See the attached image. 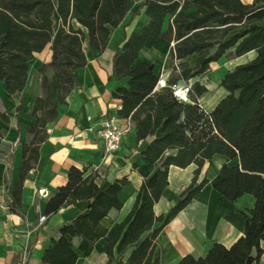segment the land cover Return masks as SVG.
I'll use <instances>...</instances> for the list:
<instances>
[{
	"label": "trees",
	"instance_id": "1",
	"mask_svg": "<svg viewBox=\"0 0 264 264\" xmlns=\"http://www.w3.org/2000/svg\"><path fill=\"white\" fill-rule=\"evenodd\" d=\"M150 18L140 32L124 40L115 55V75L128 77L129 87L115 94L123 100L119 115L131 117L137 139L156 135L144 158L159 164L156 173L143 183L131 212L113 229L101 224L112 207L120 208L117 198L121 185L112 184L100 190L94 183L86 185L84 171L72 168L69 181L52 196L46 214L86 196L92 198L90 210L60 229V238L44 253L49 264H75L77 254L66 238L78 235L108 242V264H161L157 236L162 229L207 184L198 182L207 160L215 154L231 159L236 165H224L222 179L215 189L235 202L245 194L255 198L252 208L236 211L246 218L245 234L230 247L215 242L205 256L187 254L178 264H262L264 254V0L246 4L242 0H144L133 14ZM130 10V0H0V81L10 94L24 90L28 80L29 61L36 52L51 44L52 60L38 71L44 95L37 99L33 114L37 118L29 132L33 141H42L47 122L58 115V105L77 86L76 70L88 62L85 45L103 52L113 28H117ZM167 21V28L164 24ZM170 43L173 71L165 86L159 87L160 73L155 62L137 61L138 53L153 47L159 39ZM252 50L254 59L235 66L221 80L227 95L211 112H206L199 98L207 87L195 80L188 99H179L174 87L180 81L189 83L204 74L212 62L224 55L241 56ZM196 56L195 63L188 58ZM53 69L52 75L47 71ZM0 118L9 120L0 111ZM33 144V143H32ZM26 145L19 181L12 191V211L20 213L21 191L26 173L38 160V147ZM176 154L164 157L166 150ZM196 164L190 185L179 194V202L166 213L156 216L154 205L166 192L169 167ZM7 185V177L5 179ZM158 224L157 226H155ZM132 248L124 261L122 255ZM116 253L119 254L116 257Z\"/></svg>",
	"mask_w": 264,
	"mask_h": 264
},
{
	"label": "crops",
	"instance_id": "2",
	"mask_svg": "<svg viewBox=\"0 0 264 264\" xmlns=\"http://www.w3.org/2000/svg\"><path fill=\"white\" fill-rule=\"evenodd\" d=\"M143 1L137 0L135 4L132 2L133 6H130L125 20L112 29L103 52H94L85 45L88 62L76 70L78 84L66 101L58 105L56 118L47 122L42 132L45 136L42 141H33L34 134L29 132V128L37 120L33 114L36 101L44 95L38 69L52 60L51 44L43 51L36 52L29 61L28 80L24 90L10 94L5 82L0 81V111L9 117V120L0 118V264H49L43 260V256L53 246L52 239L60 238L59 229L77 216L89 212L92 198L86 196L63 206L53 214H46L50 198L68 183L72 168L84 171L83 177L88 179L86 185L94 183L100 190L112 184L121 185L117 198L122 206L110 208L101 220V224L111 230L131 212L141 186L161 167V162L151 163L143 154L156 135L138 140L135 122L134 129L113 152L105 151L103 141L97 135V129L103 120L112 116L121 117L119 110L123 106V100L115 94L120 87H129V78L116 77L114 59L124 40L140 32L150 20L145 9L132 18ZM242 1L246 4L254 2ZM261 23H264V19ZM166 28L167 21L163 29ZM173 45L174 42L161 38L153 47L142 49L137 61L155 62L156 73H160L161 79L166 81L174 65L178 63L172 58ZM256 55V51L252 50L241 56L224 55L211 63L209 71L212 81L218 83L219 88L215 93L205 84L207 91L199 101L206 112L213 111L227 95V90L221 86L225 74L235 66L254 59ZM195 60V54L188 58L191 65ZM194 81L195 79L189 83L180 81L176 86H190ZM26 145L38 147V160L26 173L21 204L19 207L14 204L20 212L16 213L12 211L10 203L14 202L12 191L19 181ZM176 153L177 149L171 148L166 150L164 157ZM238 163L237 158L231 159L222 154H215L205 162L198 182L205 178L208 182L200 195L182 209L157 236L161 264H178L187 254L205 256L215 242L230 247L245 234L246 218L236 209L252 208L255 204L254 196L245 194L232 202L215 189V184L222 179L221 168L226 164L232 166ZM196 167L195 163L187 167L174 164L169 167V186L154 205L156 216L166 213L179 202V194L192 182ZM40 189H45L46 195H40ZM43 215L47 218L41 221L40 217ZM66 238L77 254L75 264H108V242L105 238L91 241L84 236L70 234ZM131 251L132 248L124 252V261ZM115 255L119 256L118 253Z\"/></svg>",
	"mask_w": 264,
	"mask_h": 264
},
{
	"label": "built area",
	"instance_id": "3",
	"mask_svg": "<svg viewBox=\"0 0 264 264\" xmlns=\"http://www.w3.org/2000/svg\"><path fill=\"white\" fill-rule=\"evenodd\" d=\"M166 81L164 79L160 80V85L165 86ZM190 86L185 87H174L175 95L182 100L188 99V92ZM134 129V121L131 117L123 118L118 116L108 117L97 129V135L103 141L105 151L107 153L117 150L123 138L128 135ZM40 195H46L45 189H40L38 191ZM46 216L43 215L40 217L41 221L46 220Z\"/></svg>",
	"mask_w": 264,
	"mask_h": 264
},
{
	"label": "rangeland",
	"instance_id": "4",
	"mask_svg": "<svg viewBox=\"0 0 264 264\" xmlns=\"http://www.w3.org/2000/svg\"><path fill=\"white\" fill-rule=\"evenodd\" d=\"M136 1H137V0H136ZM136 1H135V0H130V6L132 7V6H133V3L135 4ZM132 2H133V3H132ZM52 73H53V69H52V68L49 69V70L47 71V74H48V75H52ZM38 76L41 78V74H40V73H39ZM211 76H212V74H210V71H208L206 74H204V75L198 77L197 80L201 81V82L204 83V84H208V85L211 87V89H212L215 93H217L218 88H219V84L216 83V82H213ZM195 80H196V79H195ZM186 86H189V85H186Z\"/></svg>",
	"mask_w": 264,
	"mask_h": 264
},
{
	"label": "bare ground",
	"instance_id": "5",
	"mask_svg": "<svg viewBox=\"0 0 264 264\" xmlns=\"http://www.w3.org/2000/svg\"><path fill=\"white\" fill-rule=\"evenodd\" d=\"M207 97V96H206ZM208 98V97H207ZM202 103H205V102H202Z\"/></svg>",
	"mask_w": 264,
	"mask_h": 264
}]
</instances>
